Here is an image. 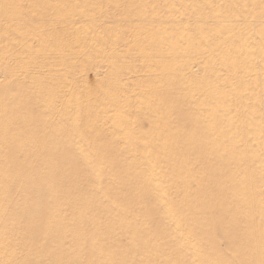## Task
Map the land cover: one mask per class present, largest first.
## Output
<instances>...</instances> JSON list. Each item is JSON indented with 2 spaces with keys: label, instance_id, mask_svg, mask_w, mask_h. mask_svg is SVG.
I'll return each mask as SVG.
<instances>
[{
  "label": "rangeland",
  "instance_id": "obj_1",
  "mask_svg": "<svg viewBox=\"0 0 264 264\" xmlns=\"http://www.w3.org/2000/svg\"><path fill=\"white\" fill-rule=\"evenodd\" d=\"M0 264H264V0H0Z\"/></svg>",
  "mask_w": 264,
  "mask_h": 264
}]
</instances>
